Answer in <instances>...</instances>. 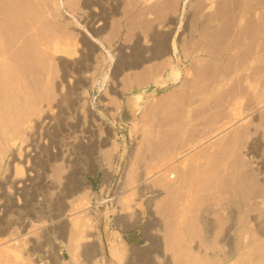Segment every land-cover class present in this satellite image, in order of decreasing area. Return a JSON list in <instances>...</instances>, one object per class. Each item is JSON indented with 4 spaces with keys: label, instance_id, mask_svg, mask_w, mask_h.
<instances>
[{
    "label": "rangeland",
    "instance_id": "374dc122",
    "mask_svg": "<svg viewBox=\"0 0 264 264\" xmlns=\"http://www.w3.org/2000/svg\"><path fill=\"white\" fill-rule=\"evenodd\" d=\"M0 1V10L16 12L10 0ZM43 1L32 0L36 9L30 8L47 27L40 20L42 28L34 31L35 22L28 32L53 39L50 29H60L70 40L58 32L55 40L44 38L46 49L64 39L68 45L67 52L47 54L39 32L40 40L30 42L40 50L25 45L27 53L39 50L33 57L43 55L39 63L27 54L36 59L26 68L33 90L0 92V219L10 226L3 234L0 221V264H100L102 255L104 264H264V165L258 163L264 161V0H102L92 9L89 0H64L59 10L49 0L48 11ZM20 2V12L30 5ZM97 11L105 14L104 26L92 20ZM6 35L4 53L12 42L5 49ZM76 79L82 85L67 107L60 98ZM57 105L67 129L51 127ZM171 161L180 191L176 180L157 174ZM21 172L36 177L26 191L10 182ZM230 226L232 250L223 241ZM240 231L247 243L242 258ZM119 239L126 243L122 256Z\"/></svg>",
    "mask_w": 264,
    "mask_h": 264
},
{
    "label": "bare ground",
    "instance_id": "6f19581e",
    "mask_svg": "<svg viewBox=\"0 0 264 264\" xmlns=\"http://www.w3.org/2000/svg\"><path fill=\"white\" fill-rule=\"evenodd\" d=\"M4 1H5V0H4ZM7 1H8V0H7ZM10 1H11L12 3H11ZM10 1H8V3H10V5L12 4L14 8H15V6H17V7L15 8V9H16V10H15L16 12L14 11L15 13H12L14 9H13V8H10V9H9V7H10V5H9V7H8L7 9H9L10 11H8V10H7V11H6V10H5V11H2V10H4V9L0 10V16L2 15V16L0 17V20L3 19V16H4V15H5V17L7 18L8 12L14 14L15 16H14V18H13V16H12V18H11V16H8V17H9V18H8V21L3 23L2 21H3V20L5 21V19H6V18L4 17V19H3L2 21H0V22H1L0 24H4V25H5V26L2 25V27H3V26L5 27V33L8 32V31L11 30V29H12V31L14 30V31H13L14 33H16V30L18 31L19 27L21 26V29H22L21 31H22V32L20 31V33H21L22 36H21V35L19 36V34H18V35L16 34V36H15V35H11V33H10V36H11V37H14V38L18 36V39L20 38L21 40H20V39H19V40H20L22 43H21V42L18 43V42H17L18 40L14 39V38H10L9 35H6V34H9V33H6V34H5L4 32H0V37L4 34V36L6 35L7 39H8V36H9V38H10V39H8V40H10V41H6V40H7L6 37H4L6 40L3 38V39L5 40V41H4V40H3V41H4L5 43L7 42L6 44L3 42V44H4V46H5V49H7L6 47L10 46V45L7 46L8 43H10V42L12 41V42L10 43L11 46H12V43L14 44V42L16 41L15 43H18V45H17V44H15V45H16V46H19V47H16V46L14 47V45H13L12 47L17 48V49L19 48V49H18V52H20V53L18 54L17 50H15L14 48H12V47L10 46L13 50H15V52H17L16 54H18L17 57H15V52H14L13 50H11V51L14 52V53H12V54H14V55H13L14 57H13V56H11V55H12V54L10 53L11 51L9 52L11 55L7 52L8 49H9L10 47L7 49L6 53H4V52H3V48L0 47V92H1L2 94L6 95V96H7V94H8L10 91H12V93H13V90L22 91V90L26 89V87H28V86H30V88L32 87L31 85H29V82L31 81V79H30L31 77L29 76L30 74L27 73V69H26V68L29 66V62H30V60H31L32 58L35 57V56L33 57V55H36L34 52H39V50H40L41 48H40V49L37 48V47H40V46H39V45H36L38 42H37V43L35 42V43H36V44H35L36 49H39V50H36V51H34L35 49L32 50V51H29V50H28L29 52L27 53L26 46L28 47V49H33V48H35V46L32 45V43L30 42V40L32 41V38H33V39L36 38L34 41H39V40H40V37H41V35H42L41 32H40V30H38V31L40 32V33L38 32V33H39V36H40V37L38 36V37H39V40H37L38 37H36V36L38 35V33H37V35H36L35 37H34V34H35L34 32H33V34L31 35V33H32L31 31L34 29V27H35V29H34V31H35V30H36V27L38 28V27L42 24V22H43V26H42V25H41V26H42V27L45 26V27L43 28L44 31H45V28L47 27V25H44V24H45L44 22H46V21H44V20H45L44 18H43L44 20H41V19H40V20L42 21V22H41V21L39 20L40 17H38V16H37L36 18L33 17L34 14H35L36 12L32 13L33 11H31L32 9L30 8V6H31V4L33 5L34 0H33V2H32V0H10ZM20 1L22 2V7H24L23 5H27V4H25V2H26V3H29V4L31 3V4L29 5V7H28V6H27V7H28V9H29L28 11H30L31 14H33L32 16H31L30 12L26 11V10H27V9H26L27 7L25 8V10H24V8H23V9L21 8V9H22V10H21L22 12H20L19 8L21 7V5L18 4ZM41 1H42V0H41ZM44 1H45V2H44ZM44 1H43V5L45 4V5H44L45 7H47V6L49 5L48 7L50 8V9L47 8V11H48V10H51L52 7L50 6L49 0H47V1L44 0ZM51 1H52V0H51ZM56 1H57L56 5H57L58 10H59V9H60V4L63 5L64 0H56ZM72 1H75V2H76V0H72ZM72 1H71V2H72ZM83 1H84V0H83ZM89 1H90V4H88ZM89 1H88V3H87L86 0H85V2L88 4V6H91V5H94L95 3L98 4L99 2H100V5H101V1H102V0H89ZM109 1H110V0H109ZM0 2H1V1H0ZM21 2H20V3H21ZM75 2H72V3H70V2L68 3V2H67V3H68L70 6L74 7V3H75ZM103 2H104V1H103ZM105 2H106V1H105ZM13 3L15 4V6H14ZM35 3H36V2H35ZM35 3H34V5H35ZM48 3H49V4H48ZM67 3H66V5H68ZM81 3H83V2H81ZM107 3H108V2H107ZM114 3H115V1H114ZM114 3H113V4H114ZM0 4H1V3H0ZM5 4H6V3H5ZM38 4H39V3H38ZM46 4H47V5H46ZM71 4H73V5H71ZM87 4H86V5L83 4V5H85V6L87 7ZM111 4H112V3H111ZM115 4H116V3H115ZM12 5H11V6H12ZM34 5H33V6H34ZM36 5H37V4H36ZM69 5H68V6H69ZM83 5H82V6H83ZM4 6H5V5H4ZM40 6H41V5H39V7H40ZM44 6H41V7L43 8V10L46 11V9H45ZM68 6H67V7H68ZM112 6H113V5H112ZM31 7H32V6H31ZM39 7H38V5H37V8H39ZM54 7H55V6H54ZM95 7H96V6H95ZM3 8H4V7H3ZM68 8H69V7H68ZM87 8H88V7H87ZM104 8H105V7H104ZM11 9H12V12H11ZM34 9H36V6H34ZM39 9H41V8H39ZM39 9H38V10H39ZM69 9H70V8H69ZM91 9H92V6H91ZM100 9H101V8H100ZM115 9H116V8H115ZM23 10H24V12H23ZM38 10H37V11H38ZM41 10H42V9H41ZM85 10H86V9H85ZM100 11H101V10H100ZM100 11H97V12H100ZM110 11H111V10H110ZM25 12H27V13H26V14H27V17L25 16V14H23V15L21 16V14H22V13H25ZM52 12H54V11H51L49 15H52V14H53ZM3 13H5V14H3ZM16 13H17V14H16ZM19 13H20V14H19ZM28 13H29V17H28ZM6 14H7V15H6ZM12 14H11V15H12ZM18 14H19L21 17H20ZM38 14H39V13H37V15H38ZM54 14H55V12H54ZM100 14H101V12H100ZM103 14H104V13H103ZM103 14L98 15V16H97L96 14L93 15V16H92V20H97V21H98V22H97V25H100L101 23H102V25H103V21L106 20V19H105V18H106L105 16L102 17ZM16 15H17L18 18H21V19H20V20L15 19ZM41 15H44V14L42 13V14H40V16H41ZM46 15H47V14H45V16H46ZM91 15H92V14H91ZM104 15H105V14H104ZM35 16H36V14H35ZM47 16H48V15H47ZM17 17H16V18H17ZM32 17H33V21H32V19H29V18H32ZM41 17H42V16H41ZM34 18H35V19H34ZM37 18H38V19H37ZM45 18H47V17H45ZM52 18H53V15H52ZM57 18H58V17H57ZM100 18H101L102 22L99 20ZM11 19H12V20L15 19L17 22L19 21V24L16 23L17 25L14 26L13 24H15L14 22H16V21L13 20V22H11ZM36 19H37V20H36ZM83 19H84V18H83ZM38 20H39V21H38ZM89 20H90V18H89ZM9 21H10V22H9ZM31 21H32L33 23H32ZM48 21H49V20H48ZM21 22H22L23 26H22V24L20 25ZM35 22H38V24H39V22H40V24L37 25V23H35ZM50 22H51V21H50ZM92 22H93V21H92ZM5 23L8 24V25H11V24H9V23H13L11 27H13V26H14V27L11 28V29H8L9 26L6 27V24H5ZM46 23H47V22H46ZM88 23H90V21H88ZM94 23H95V22H94ZM30 24H31V27H33V24H35V25H37V26H34L32 30H29V28H31V27H30ZM59 24H60V23H59ZM60 25H61V24H60ZM97 25H95V27H96ZM18 26H19V27H18ZM41 26H40V27H41ZM51 26H52V25H51ZM88 26H89V25H88ZM91 26H92V25H91ZM103 26H104V25H103ZM0 27H1V25H0ZM2 27H1V29H2ZM4 27H3V31H4ZM15 27H16V30L14 29ZM17 27H18V28H17ZM42 27H41V28H42ZM99 27H100V26H99ZM99 27H97V29L95 30L96 32H100V31H102L101 29H102L103 27H102V26H101L102 28H99ZM242 27H243V26H242ZM6 28H7L8 31L6 30ZM9 28H10V27H9ZM49 28H50V27L47 28L48 31H49ZM53 28H54V27H53ZM98 28H99V29H98ZM47 29H46V31H47ZM91 29H92V27H91ZM92 30H93V29H92ZM0 31H2V30H0ZM28 31L31 32V33H29ZM41 31H43V30H41ZM44 31H43V32H44ZM51 31L54 32L52 29H50V31H49V34H50V35H48V36H51V35H52V36H53V35L55 36V33H56V32H58V33L60 34V35H57L58 37L60 36V38H61L62 36H64L63 33H61L60 29H59L60 32H59V31H56V32H54V34L51 33ZM63 32H64V30H63ZM91 32H92V31H91ZM96 32H95V33H96ZM239 32H240V31H239ZM2 33H3V34H2ZM17 33H19V31H18ZM27 33H28V35H30V36H27ZM45 33H46V32H45ZM45 33H43L44 35H42V38H43L42 40H43V42L41 43V42L39 41V43H40V44H43V45H44V41H46L47 39H49V37H45V36H47V34H45ZM1 34H2V35H1ZM12 34H13V33H12ZM240 34H241V33H240ZM52 36H51V38H52ZM54 36H53V39H49V40H50V41H51V40H55V39H54ZM21 37H22V38H21ZM30 37H31V39H28V38H30ZM173 37H174V36H173ZM44 38H46V40H45ZM55 38H56V37H55ZM60 38H59V40H61ZM64 38H67L66 40H70V39H68V37H67L66 35L64 36ZM64 38H62V39H64ZM241 38H242V37H241ZM1 39H2V38H1ZM13 39H14L15 41H14ZM25 39H27V40H25ZM28 40H29V43H30V44L27 43ZM42 40H41V41H42ZM49 40L47 41L48 44L51 43V42H49ZM64 40H65V39H64ZM64 40H61V41H64ZM66 40H65L64 42H66ZM13 41H14V42H13ZM34 41H33V42H34ZM57 41H58V39H57ZM61 41H60V42H61ZM58 42H59V41H58ZM60 42L57 43L56 41H54L53 44H49V45L47 44L48 46H51V47H50V48H51V51H50V48H48L49 50L46 49V48H47V47L45 46V45H46V42H45V45H44L45 48L43 47V45H41V46L44 48V49L42 48L43 51H45V49H46V51L48 50L47 52H45V53H47V54H48L49 51L52 52V48L54 49V51L61 50V51H63V52H67V51H68V45L65 44V43L63 44V42H62V43H60ZM234 42H235V41H234ZM236 42H238V41H236ZM67 43H68V42H67ZM69 43H70V42H69ZM26 44L32 46L33 48H32V47L29 48V46L26 45ZM33 44H34V43H33ZM241 44H242V42H241ZM244 44H245V43H244ZM25 45H26V46H25ZM83 45H84V44H83ZM90 45H91V44H90ZM23 47H25V49H24ZM91 47H92V46H91ZM158 47H159V46H158ZM60 48H61V49H60ZM88 48H89V47H88ZM23 49L26 50V52H25ZM169 49H170V48H169ZM175 49H176V46H175V43H174V39H172V41H171V50L173 51V50H175ZM86 50H87V48H86ZM21 51H23L24 53H21ZM33 51H34V52H33ZM43 51L41 50L40 53H43ZM158 51H159V50H158ZM30 52H33V54L31 55ZM50 52H49V53H50ZM217 52H218V51H217ZM243 52H244V51H243ZM7 53H8V54H7ZM80 53H81V52H80ZM21 54H22L23 56L26 57V58H25V61L27 60V63H28V65H27L26 63H24V64L27 65V66L25 65V68L22 67V66H20V65H23V66H24V64L22 63L23 60L21 59V58H23V56H22ZM25 54H26V55H25ZM27 54H29V56H31L32 58L28 57ZM38 54H39V53H38ZM38 54H37L36 56H39V55H40V54H39V55H38ZM121 54H122V52H121ZM166 54H167V53H166ZM19 55H21L22 57H21V56L19 57ZM44 55H45V54H44ZM50 55H51V54H50ZM122 55H123V54H122ZM159 55H160V54H159ZM243 55H245V54H243ZM42 56H43V55L41 54L40 57L42 58ZM45 56H46V55H45ZM80 56H81V55H80ZM214 56H215V55H214ZM11 57H13V58H12L13 60L11 59ZM48 57H49V56H48ZM124 57H125V56H124ZM134 57H135V56H134ZM158 57H159V56H158ZM242 57H243V56H242ZM14 58H15V59L17 58V60H15ZM35 58H38V60H37L38 62H39V61H42V60H40L41 58L39 59V57H35ZM151 58H152V57H151ZM7 59H9V61H7ZM20 59L22 60V61H21L22 64H21V63L19 64ZM23 59H24V58H23ZM28 59H30V60H28ZM73 59H75V58H73ZM78 59H79V58H78ZM87 59H88V58H87ZM110 59H111V58H110ZM241 59H242V58H241ZM244 59H245V58H244ZM14 60H15V61H14ZM18 60H19V62H18ZM79 60H80V59H79ZM242 60H243V59H242ZM25 61H24V62H25ZM32 61H34V60L32 59ZM35 61H36V59H35ZM35 61H34V62H35ZM76 61H77V60H76ZM9 62H10V63H13V64L16 62V63H15L16 66H15V67H14V66H11V65L9 64ZM34 62H32V63H34ZM70 62H71V61H70ZM77 62H79V61H77ZM242 62H244V61H242ZM39 63H40V62H39ZM17 64H19V66H18ZM62 64H63V63H62ZM123 64H124V63H123ZM33 65H34V64H33ZM36 65H37V64H36ZM36 65H35V66H36ZM68 65H69V61H68ZM78 65H79V64H78ZM80 65H81V64H80ZM17 66L20 67V68H16ZM35 66H34V67H35ZM39 66H40V65H39ZM74 66H75V64H74ZM76 66H77V65H76ZM29 67H30V66H29ZM67 67H68V66H67ZM80 67H81V66H80ZM170 67H171V68H170V69H171V72H170V73H174V75L177 77V76H178V73H179V70H178L176 67H174L173 65H171ZM36 68H37V67H36ZM77 68H78V67H77ZM77 68H76V69H77ZM87 68H88V67H87ZM159 68H160V67H159ZM30 69H31V68H30ZM32 69H33V68H32ZM34 69H35V68H34ZM73 69H74V68H73ZM256 69H257V68H256ZM15 70H17V71H16V72H17V76L13 75V73H12V72H14ZM63 70H64V69H63ZM156 71H157V70H156ZM156 71H155V72H156ZM258 71H259V70H258ZM65 72H66V71H65ZM155 72H154V73H155ZM36 73H37V72H36ZM11 74H12V76H10ZM259 74H260V73H259ZM42 75H44V73H43ZM62 75H63V73H62ZM28 76H29L28 79H29L30 81L27 79ZM68 76H69V75H68ZM11 77L14 78L13 81L10 80ZM64 77H65V76H64ZM176 77H175V79H176ZM36 78H37V77H36ZM33 79H34V78H33ZM43 79H44V78H43ZM72 81H73V80H72ZM76 81H77V82H76L75 86H74L72 89H70V90L68 91V94H66L65 96H63L62 98H60V103H61V104L66 103V106H67V107H68V106L71 107L72 104H74V97H72V96H73V94H75V90H76L78 87H80V86L82 85V84L80 83V80L78 81V80L76 79ZM81 81H83V79H82ZM70 82H71V81H70ZM73 82H74V81H73ZM164 82H165V80L162 81V84H163ZM30 83H31V82H30ZM32 83H33V82H32ZM32 83H31V84H32ZM67 85H68V84H67ZM72 85H73V84H72ZM187 85H188V83H187ZM67 87H68V86H67ZM34 88H35V90L37 89V87H34ZM69 88H70V87H69ZM31 89H32V88H31ZM32 90H33V89H32ZM32 90H31V91H32ZM236 92H237V91H236ZM20 93H21V92H18V95H20ZM181 94H182V93H181ZM184 94H185V93H184ZM187 94H188V93H187ZM190 94H191V92H190ZM237 94H238V93H237ZM193 95H194V94H193ZM133 96H134V95H133ZM135 96H136V98H135L136 101H135V102H138V100L140 99V94H135ZM178 96L180 97V95H178ZM183 96H184V95H183ZM187 96H188V95H187ZM189 96H190V95H189ZM189 96H188V97H189ZM184 97H185V96H184ZM191 97H192V96H191ZM20 98H21V96H19V99H20ZM179 99H182V98L180 97ZM196 99H197V97H196ZM199 99H201V98H199ZM183 100L185 101L184 98H183L181 101H183ZM19 101H20V100H19ZM241 101H242V100H241ZM20 102H21V104H23V103H22L23 101H20ZM20 102H19V103H20ZM27 102H28V101H27ZM178 102H179V100H178ZM19 103H18V104H19ZM179 103L181 104V102H179ZM182 103H183V102H182ZM205 103H206V102H205ZM235 104H236V103H235ZM238 104H239V103H237V105H238ZM59 105H60V104H59ZM57 106H58V105H57ZM240 106H241V105H240ZM58 107H59V106H58ZM250 107H251V106H250ZM59 108H60V107H59ZM251 108H252V107H251ZM251 108H250V109H251ZM237 110H238V109H237ZM247 111H248V110H247ZM2 112H3V111H2ZM238 112H239V111H238ZM238 112H234V114H235V115H238ZM63 114H64V108H60V112H59V114L57 115V118L55 119L56 122H55V124L52 123L53 125H51V127H54L55 129H56V128H59V129L61 128L62 130L66 128V124L63 122V121H65V120H64V115H63ZM66 114H67V113H66ZM232 114H233V113H232ZM3 115H4V114H3ZM246 116H247V115H246ZM3 118L5 119V116H4ZM19 118H20V117H19ZM234 118H235V117H234ZM0 119H1V117H0ZM13 120H14V119H13ZM20 121H21V118H20ZM47 121H48V120H47ZM49 121H50V120H49ZM3 122H4V121H3ZM50 122H51V121H50ZM4 123H5V122H4ZM4 125H5V124H4ZM14 125H15V124H14ZM17 125H19V124L17 123ZM49 125H50V124H49ZM49 127H50V126H49ZM7 128H9V127L7 126ZM10 128H12V127H10ZM10 128H9V130H11ZM16 128H17V127H16ZM47 129H48V128H47ZM61 129H60V130H61ZM66 129H67V128H66ZM9 133H10V132H9ZM13 133H14V131H13ZM10 134H11V133H10ZM2 135H3V134H2ZM2 135H0V137H1ZM13 135H14V134H13ZM52 135H53V134H52ZM4 137H5V135H4ZM4 137H2V138H4ZM11 137H13L12 134H11ZM1 140H3V139H0V144H2ZM3 141H4V140H3ZM5 142H7L6 145H8V141H7V139H6ZM111 142H112V141H111ZM112 143H113V142H112ZM170 144H171V143H170ZM3 146H4V145L2 144V147H3ZM2 147H1V148H2ZM29 147H30V149H31V146H29ZM169 147H170V145H169ZM27 149H28V148H27ZM40 149H41V148H40ZM168 149H169V148H168ZM170 149H171V148H170ZM3 150H4V149L2 148V149H1V153H2ZM251 150H252V149H251ZM251 150H250V151H251ZM253 150H255V149H253ZM27 151H28V150H27ZM34 151H36V150H34ZM41 151H42V150H41ZM24 152H25V151H24ZM31 152H32V151H31ZM36 152H37V151H36ZM3 153H4V151H3ZM27 153H28V152H27ZM41 153H42V152H41ZM46 153H48V152H46ZM28 154H29V153H28ZM35 154H36V153H35ZM35 154L32 153V155H34V156H35ZM49 154H50V153H49ZM49 154H48V155H49ZM252 154H253V152H252ZM24 155H25V154H24ZM253 155H254V154H253ZM253 155H252V156H253ZM29 156H30V155H29ZM51 157H54V156L51 155ZM32 158H33V157H32ZM28 159H29V158H28ZM23 160H24V159H23ZM257 160H258V159H257ZM259 160H261V159H259ZM262 160H264V159H262ZM21 161H22V160H21ZM171 162H172V161H171ZM258 163H260L259 166L264 165V161H261V162L258 161ZM172 164H173V162H172V163H169V164H166V165L163 166L162 168L158 169L157 174L161 171V172L163 173V175H166V177H168V179H171V180H174V181H175L177 178H176V174H175V172L172 171L173 169L171 170V167L173 166ZM20 165H21V164H20ZM12 167H13V166H12ZM15 167H16V166H15ZM13 168H14V167H13ZM16 168H17V167H16ZM182 168H183V167H182ZM19 170H20V169H19ZM22 170H23V169H22ZM25 171H26V170H25ZM14 172H15V170H14ZM220 172H221V171H220ZM27 174H28V173H27ZM225 174H226V173H224V175H225ZM227 174H228V173H227ZM230 174H231V173H230ZM29 175H30V173H29ZM221 175H222V174H221ZM241 176H242V175H241ZM245 176H246V175H245ZM33 177H34V176H33ZM222 177H225V176L222 175V176L219 177V178H222ZM34 178H36V177H34ZM34 178H33V179H34ZM225 178H226V177H225ZM33 179L31 178V176L29 177V176H27V175H25V176L22 175V172H21V174H19V175H16V174L14 175V174H13V175L11 176V178H10V182H11V184L17 183V187H19V188H17V189H22V191H24V190L26 191V190H28V188L30 187V185L32 186V185L35 184L36 180L33 181ZM232 179H233V178H232ZM6 180H7V179H6ZM140 180H141V179H140ZM222 180H223V179H222ZM143 181H144V179H143ZM250 181H251V180H250ZM141 182H142V181H141ZM175 182H176V183H175V186H176V188H177L179 181L176 180ZM38 183H39V182H38ZM138 183H139V182H138ZM138 183H137V184H138ZM143 183H144V182H143ZM180 183H181V182H180ZM243 183H244V182H243ZM137 184H136V185H137ZM217 184H218V183H217ZM14 185H15V184H14ZM36 185H37V184H36ZM181 185H182V183H181ZM11 186H12V185H11ZM217 186H218V185H217ZM250 186H251V185H250ZM6 187H7V186H6ZM218 187H219V186H218ZM10 188H13V187H10ZM14 188H15V186H14ZM121 188H123V187H121ZM143 188H144V186H143ZM182 188H183V187H182ZM219 188H220V187H219ZM30 189H31V188H30ZM118 189H119V188H118ZM131 189H132V188H131ZM133 189H134V188H133ZM133 189H132V190H133ZM168 189H170V188H168ZM3 190H4V189H3ZM13 190H14V189H13ZM82 190L84 191V189H81V191H82ZM85 190H86V189H85ZM120 190H121V189H120ZM123 190H124V189H123ZM143 190H144V189H143ZM143 190L141 189V191H143ZM170 190H172V189H170ZM177 190H178V188H177ZM177 190H176V192H177ZM214 190H215V189H214ZM6 191H7V190H6ZM11 191H12V190H11ZM32 191H33V190H32ZM34 191H35V190H34ZM81 191H79V192H81ZM144 191H145V190H144ZM178 191H180V189H179ZM7 192H8V191H7ZM14 192H15V191H14ZM27 192H28V191H27ZM122 192H123V191H122ZM145 192H147V191H145ZM166 192H167V191H166ZM11 193H12V192H11ZM24 193H25V192H24ZM118 193H120V192H118ZM143 193H144V192H143ZM81 194H82V193H81ZM169 194H170V193H169ZM8 195H9V193H8ZM33 195H34V194H33ZM117 195H118V194H117ZM134 195H135V194H134ZM2 196H3V195H2ZM12 196H13V195L11 194V197H12ZM78 196H79V195H78ZM130 196H131V195H130ZM32 197H33V196H32ZM120 197H121V196H120ZM131 197H132V196H131ZM0 198H1V197H0ZM221 198H222V197H221ZM1 199H2V198H1ZM126 199H127V198H126ZM126 199H125V200H126ZM128 199H130V198H128ZM24 200L27 202V201H28V197H27V196L24 197ZM2 201H3V200H2ZM167 201H169V200L167 199ZM26 202H25V205L27 204ZM128 202H129V201H128ZM153 202H154V201H153ZM17 203H18V202H17ZM169 203H170V202H169ZM21 204H23V203L21 202ZM6 205H7V204H6ZM12 205H13V204H12ZM167 205H168V204H167ZM170 205H171V204H170ZM0 206H1V205H0ZM2 206H4V205H2ZM10 206H11V205H10ZM23 206H24V205H23ZM27 206H28V205H27ZM16 207H17V206H16ZM21 207H22V206H21ZM0 208H1V207H0ZM30 208H31V207H30ZM2 209H3V208H2ZM4 209H5V208H4ZM168 209H169V208H168ZM226 209H228V208H226ZM18 210H19V209H18ZM21 210H23V209L21 208ZM25 210H26V209H25ZM3 211H4V210H3ZM230 211H231V214L229 215V218H228V219L231 221V225H232V222H234V216H235V215H234V208H233L232 206H231V208H230ZM12 212H13V210H12ZM20 212H22V211H20ZM26 212H27V211H26ZM31 212H32V211H31ZM0 213H1V212H0ZM2 213H4V212H2ZM15 213H16V212H15ZM23 213H24V212H23ZM23 213H22V214H23ZM229 213H230V212H229ZM20 214H21V213H20ZM26 214H27V213H26ZM29 214H32V213H29ZM225 214H226V213H225ZM24 215H25V213H24ZM169 215H170V214H169ZM1 216H2V215H1ZM21 216H22V215H21ZM225 216H226V215H225ZM227 216H228V215H227ZM0 218H1V217H0ZM240 218H241V217H240ZM22 219H23V218H22ZM27 220H28V219H27ZM0 221L3 222L2 224H4V227H5V228H3V226L1 225L2 228H3V229H2L3 231L1 232V229H0V232L4 234V232H5L6 230H8L10 226H9V225H6V223H4V221H3V219H0ZM17 221H18V220H17ZM182 221H183V220H182ZM182 221H181V222H182ZM239 221H240V219H239ZM1 222H0V223H1ZM11 222H12V221H11ZM19 222H20L19 225L21 226V228H24L25 225L27 224L26 222L24 223V220H23V221L21 220V221H19ZM206 222H207V221H206ZM207 224H208V223H207ZM206 226H208V225H206ZM211 227H212V226H211ZM208 228H209V226H208ZM239 228H240V227H239ZM226 229H227V227H226ZM243 229H245V227H243ZM241 230H242V229H241ZM207 231H208V230H207ZM209 232H210V230H209ZM224 232H226V234H225V237L222 236V237H224L223 241H224L226 244H228V246H229V250H232V249H233V246H234L233 243H232V234L234 233V230H233L232 227L230 226L226 231L224 230ZM238 234H239V236H238V238H237L236 250L239 251V255H240V257L242 258V257H243V253H244V249L246 248L247 243L244 241V236L242 235V232L240 231V233H238ZM125 248H126V243H125V241L122 240V239H119V242H118L117 247H116V255L118 254V255L122 256V255L124 254L123 252L125 251ZM3 250H5V249H3ZM3 250H2V251H3ZM7 250H9V249L7 248ZM11 250H12V249H11ZM11 250H10V251H11ZM13 250H14V249H13ZM15 250H16V249H15ZM18 251H19V250H18ZM5 252H6V251H5ZM12 252H13V251H12ZM19 252H20V251H19ZM14 254H16V253L13 252V255H12V253H11V255L13 256V258H14L15 256H19V257H21L20 255H17V254H20V253H17L16 255H14ZM19 257H18V259H19ZM15 258H16V257H15ZM15 258H14V259H15ZM140 259H141V258H140ZM146 259H147V258H146ZM103 260H104V255H102L101 258H100V264H104V261H103ZM138 260H139V259H138ZM141 260L143 261V258H142ZM147 260H148V259H147ZM148 262H150V261H148ZM145 264H146V263H145ZM147 264H148V263H147ZM152 264H153V263H152ZM242 264H243V263H242Z\"/></svg>",
    "mask_w": 264,
    "mask_h": 264
}]
</instances>
